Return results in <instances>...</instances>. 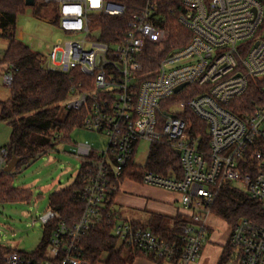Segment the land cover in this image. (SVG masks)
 I'll return each mask as SVG.
<instances>
[{"label": "built area", "instance_id": "2783aa9c", "mask_svg": "<svg viewBox=\"0 0 264 264\" xmlns=\"http://www.w3.org/2000/svg\"><path fill=\"white\" fill-rule=\"evenodd\" d=\"M40 1L56 7L60 29L71 36L51 48L54 69L90 79L72 85L67 107L84 109V127L105 133L109 142L102 151L77 145L85 176L81 216L72 223L60 220L42 254L0 252V264H92L83 257L82 241L99 223L110 226L122 251L168 264H196L222 187L233 185L264 207V104L241 116L228 109L250 79H264V0H145L124 35L111 44L92 37L93 21L101 15L122 17L126 5ZM167 16L189 31L186 45L167 48ZM150 47L162 55L154 66L143 61ZM2 81L11 85L13 73L4 71ZM191 115L207 124L206 139L188 121ZM143 140L150 143L149 151L158 143L180 156L181 177L144 170L140 181L180 195L184 221L178 224V240L120 218L110 203ZM10 155L9 148H0V170ZM55 218L58 214L49 209L39 220L46 225ZM227 245L232 252L225 264H264V226L255 221L240 219Z\"/></svg>", "mask_w": 264, "mask_h": 264}, {"label": "trees", "instance_id": "16d2710c", "mask_svg": "<svg viewBox=\"0 0 264 264\" xmlns=\"http://www.w3.org/2000/svg\"><path fill=\"white\" fill-rule=\"evenodd\" d=\"M127 6V13L122 17L101 15L94 19L92 29L100 33L101 41L111 44L120 40L128 29V22L132 15L144 4L145 0H112ZM25 9V0H0V35L9 40V45L0 59V67L7 65V70L13 73V81L9 86L10 97L0 100V121H5L11 128L10 141L4 147L10 149L21 158L14 171H20L24 166L35 161L41 154L55 147L68 138L70 132L77 127H84L86 111L84 109H68L61 115L62 105H68L72 97L71 87L77 81L85 85L90 81L88 77L78 71L66 74L45 66L41 53L33 51L28 45L15 39L16 18ZM166 28L169 33L167 48L184 46L190 40L189 31L173 17L167 16ZM184 38H183V37ZM162 55L155 47L147 49L144 64L156 65ZM83 86L91 90V87ZM264 104V79L252 78L246 92L233 100L228 109L236 115L253 113ZM188 121L194 130L206 139L207 124L200 118L191 115ZM144 170H150L168 176L171 173L182 176L179 154L170 146L154 143L148 153L144 166L135 164L134 159L124 170L123 179L130 178L140 182ZM81 168L74 181L51 194L49 209L58 214L50 223L44 225V236L40 245L30 256L44 252L48 245L52 229L60 220L72 223L77 220L84 209L82 192L85 184ZM16 172L0 175V203L30 202L33 191L13 184ZM116 194L110 198L112 205ZM213 214L223 219L232 228L242 218H248L264 226V207L252 199L247 193L233 185L220 189L219 194L211 207ZM177 215L171 224L170 217L154 213L148 223L143 226L151 229L159 236L170 241L178 240L180 231L178 224L184 219ZM141 224V223H140ZM83 257L92 264H126L121 256V247L117 238L112 234L108 224L99 223L91 228L82 241ZM17 250L0 245V252L4 254ZM232 248L225 246L224 254L219 264H225L227 253Z\"/></svg>", "mask_w": 264, "mask_h": 264}, {"label": "rangeland", "instance_id": "374dc122", "mask_svg": "<svg viewBox=\"0 0 264 264\" xmlns=\"http://www.w3.org/2000/svg\"><path fill=\"white\" fill-rule=\"evenodd\" d=\"M262 35L264 36V31ZM92 37L99 40L100 33L95 31ZM70 38L71 36L59 27L58 10L54 5L43 4L40 0H36L32 6L25 4L24 11L16 18L15 39L28 45L33 51L41 53L45 66L49 69L55 68L48 55L53 45ZM8 45L9 40L0 35V59ZM7 68V65L0 67V100L2 101L10 97V85H5L2 81V72ZM66 110L67 105L64 103L61 115H64ZM10 133L11 128L8 123L0 121V148L9 143ZM108 142L109 138L105 133L87 127H77L70 132L67 139L41 154L35 161L24 166L20 171L13 170L12 172H16L14 186L31 189L33 196L30 202L0 203V245L23 253L35 251L45 231L44 224L39 219L49 210L51 194L70 185L81 168L82 160L77 157L78 143L90 144L95 150L102 151L107 148ZM149 148L148 141H140L134 158L135 164L141 166L145 164ZM116 209L120 218L129 221L135 219L145 222L150 218L149 211L141 214L126 205H118ZM179 214L182 215L179 212L175 217ZM174 218L170 220L171 224L174 223ZM221 227L219 231L222 233V239L226 240L232 227L230 225ZM121 254L126 258V253ZM126 259L130 264L131 261Z\"/></svg>", "mask_w": 264, "mask_h": 264}, {"label": "crops", "instance_id": "0c3cea01", "mask_svg": "<svg viewBox=\"0 0 264 264\" xmlns=\"http://www.w3.org/2000/svg\"><path fill=\"white\" fill-rule=\"evenodd\" d=\"M118 205H126L132 210L141 212V214H143V212L149 211L150 217L152 214L157 213L174 218L175 214L181 212L180 195L178 193L145 185L129 178H126L123 181L119 191L116 194L114 206L117 208ZM149 219L145 222L135 219L132 221L146 224L148 223ZM207 221L210 226L209 240L204 246L202 254L196 264H219L229 238L228 235L226 240H223L222 233L219 230L222 228L221 226L228 227V224L226 221L213 213L209 215ZM122 252L127 254L126 258L131 261L130 264H168L166 261L157 262L150 258L128 252L126 250L121 251V253ZM122 258L125 260L126 264H128L127 259L123 256Z\"/></svg>", "mask_w": 264, "mask_h": 264}, {"label": "water", "instance_id": "95a60500", "mask_svg": "<svg viewBox=\"0 0 264 264\" xmlns=\"http://www.w3.org/2000/svg\"><path fill=\"white\" fill-rule=\"evenodd\" d=\"M35 3V0H25V4L26 5H34ZM184 85H180L179 87H177L176 91H178L179 89H181ZM21 161V158L20 157H17L15 154H14V150H13V155L10 159V161L7 163V165L4 167L3 170H0V175L5 172V173H11L15 168L16 166L18 165V163Z\"/></svg>", "mask_w": 264, "mask_h": 264}, {"label": "snow or ice", "instance_id": "6c2138e0", "mask_svg": "<svg viewBox=\"0 0 264 264\" xmlns=\"http://www.w3.org/2000/svg\"><path fill=\"white\" fill-rule=\"evenodd\" d=\"M93 2H94V3H96V2H97V0H93Z\"/></svg>", "mask_w": 264, "mask_h": 264}, {"label": "clouds", "instance_id": "9594fccd", "mask_svg": "<svg viewBox=\"0 0 264 264\" xmlns=\"http://www.w3.org/2000/svg\"><path fill=\"white\" fill-rule=\"evenodd\" d=\"M67 11V10H66Z\"/></svg>", "mask_w": 264, "mask_h": 264}]
</instances>
